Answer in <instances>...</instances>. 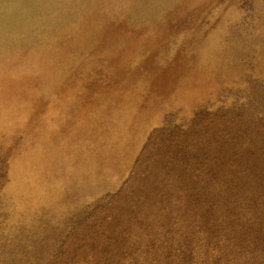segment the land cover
Segmentation results:
<instances>
[{
	"label": "rangeland",
	"instance_id": "obj_1",
	"mask_svg": "<svg viewBox=\"0 0 264 264\" xmlns=\"http://www.w3.org/2000/svg\"><path fill=\"white\" fill-rule=\"evenodd\" d=\"M140 6L0 0V264H213L222 171L264 170V0Z\"/></svg>",
	"mask_w": 264,
	"mask_h": 264
},
{
	"label": "trees",
	"instance_id": "obj_2",
	"mask_svg": "<svg viewBox=\"0 0 264 264\" xmlns=\"http://www.w3.org/2000/svg\"><path fill=\"white\" fill-rule=\"evenodd\" d=\"M250 157L253 158L251 166L237 167L229 172L230 175L227 170L222 171L225 175L221 190H218L224 200L221 201V214L216 227L223 233L224 239L218 253L211 255L208 246L213 243L208 238L211 242H207L208 256L213 264H223L225 257L228 260L225 264H264V251L257 250L260 246L264 247V170L260 167V158H255V154ZM244 161L243 155L240 163ZM238 245L252 251L251 261L235 251Z\"/></svg>",
	"mask_w": 264,
	"mask_h": 264
},
{
	"label": "bare ground",
	"instance_id": "obj_3",
	"mask_svg": "<svg viewBox=\"0 0 264 264\" xmlns=\"http://www.w3.org/2000/svg\"><path fill=\"white\" fill-rule=\"evenodd\" d=\"M174 1L175 0H140V9L146 11V8L148 7L151 10H166L173 5ZM40 81L43 82L42 79H40Z\"/></svg>",
	"mask_w": 264,
	"mask_h": 264
}]
</instances>
